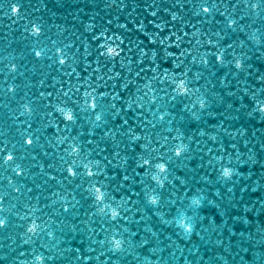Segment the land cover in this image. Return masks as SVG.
<instances>
[{
    "label": "water",
    "instance_id": "1",
    "mask_svg": "<svg viewBox=\"0 0 264 264\" xmlns=\"http://www.w3.org/2000/svg\"><path fill=\"white\" fill-rule=\"evenodd\" d=\"M0 220V264H264V0H0Z\"/></svg>",
    "mask_w": 264,
    "mask_h": 264
},
{
    "label": "snow or ice",
    "instance_id": "2",
    "mask_svg": "<svg viewBox=\"0 0 264 264\" xmlns=\"http://www.w3.org/2000/svg\"><path fill=\"white\" fill-rule=\"evenodd\" d=\"M12 11L16 14V13H18L19 9H18L17 7H13V8H12ZM204 11L207 12L208 9L205 8ZM39 31H40V29H39L38 27H36V26L33 27V33H34V34H38ZM109 51L111 52V51H114V50L109 49ZM36 55L39 56V53L37 52ZM177 89H178V91H181V90L186 91V90H187V89L185 88L183 82H181V83L178 85ZM72 118H73L72 115H71V114H68L67 119H68V120H71ZM27 143L31 144V140H28ZM12 159H13V157H12L11 155H9V156L7 157V160H9V161L12 160ZM88 174H89V175H92L91 172H89ZM94 191H95V197H96V199H97V200H103V198H104V193L101 191V189L96 188V189H94ZM153 202H155V201H153ZM114 215H116V213H114ZM0 222H3V221L0 220ZM0 225H3V223H0ZM28 230H29V232H34V231H35V228H34V227H33V228H29ZM189 230H190V229H189ZM119 246H120V244H119V242H117V243H116V247L118 248Z\"/></svg>",
    "mask_w": 264,
    "mask_h": 264
},
{
    "label": "clouds",
    "instance_id": "3",
    "mask_svg": "<svg viewBox=\"0 0 264 264\" xmlns=\"http://www.w3.org/2000/svg\"><path fill=\"white\" fill-rule=\"evenodd\" d=\"M239 66V65H237ZM226 175L230 174V173H225ZM0 223H4V222H0ZM37 260H42V257H37Z\"/></svg>",
    "mask_w": 264,
    "mask_h": 264
}]
</instances>
